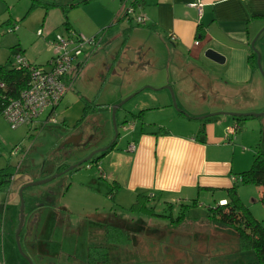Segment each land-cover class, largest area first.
Wrapping results in <instances>:
<instances>
[{
	"label": "crops",
	"instance_id": "crops-1",
	"mask_svg": "<svg viewBox=\"0 0 264 264\" xmlns=\"http://www.w3.org/2000/svg\"><path fill=\"white\" fill-rule=\"evenodd\" d=\"M97 2L100 13L91 20L88 28L79 26L76 21L64 24L65 30L72 29L97 40L96 47L87 57V64L76 79L93 69L97 61L102 65L99 72L104 69L102 76L109 74L106 80L121 75L124 81L126 79L123 85L125 92L120 98L142 92L153 102L166 103L168 92H153L172 87L183 109L192 107L194 112L189 116L218 113L204 123V142L195 138H199L196 134L200 123L192 118L184 122L179 116H171L167 120V123L185 125L181 130L166 129L159 117L146 119V113L141 115L140 126L135 121L123 125L121 128L126 135L130 134L127 144L114 146L100 161H96L102 165L100 176L113 189L112 197L122 204L132 205L137 194L143 193L162 205L175 202L190 204L196 200V206L208 209L225 203L227 190L237 185L240 198L241 184L233 178L247 170L253 158L248 162L246 152H241L244 150L241 147L246 144L245 132L239 131L241 127L234 133H228L227 128L237 125L230 112L244 113L258 106L264 109V80L260 81L254 73L255 65L250 62L252 40L264 29V0H128L136 5V12L145 16L144 24H136L124 17L122 0ZM52 38L47 41L48 46ZM260 46L264 57V43ZM207 48L221 53L223 63L206 58L204 51ZM20 52L18 49L13 57ZM127 72L135 73L137 77L128 75L127 78ZM149 108L147 106L146 110ZM147 123L156 124L159 129L147 128ZM129 142L134 143L132 150L128 149ZM60 165L52 163L48 173H56ZM41 177L38 173L27 174L15 187L13 177L6 189L8 200L2 201L1 193L5 190L0 191L3 264L6 261L14 264L12 259L16 258L11 238L19 220V187ZM200 199L207 200L208 204ZM27 203L29 218L24 242L32 250L28 239L35 233L32 218L45 206L36 199L34 192L30 193ZM195 217L190 216L189 219L197 220ZM218 245L212 251L210 247L199 246L200 250L204 249V255H213L217 261L205 263L207 256H204L196 259L198 263L246 264L237 246L231 249L220 246V242ZM188 259L186 263L173 264L194 263L190 256Z\"/></svg>",
	"mask_w": 264,
	"mask_h": 264
},
{
	"label": "rangeland",
	"instance_id": "rangeland-1",
	"mask_svg": "<svg viewBox=\"0 0 264 264\" xmlns=\"http://www.w3.org/2000/svg\"><path fill=\"white\" fill-rule=\"evenodd\" d=\"M85 1L87 2L84 0H0V64L11 67L13 54H16L19 49L21 55L30 63L43 65L51 56L52 49L47 41L56 34L67 35V30L64 29L65 21L70 23L76 21L79 26L88 28L92 23L91 20L98 17L100 13L98 0ZM32 3L37 5L31 8ZM51 4L56 5L50 6ZM38 31L41 35L37 34ZM262 41H264V32L260 33L255 43V48L259 51L260 44L264 43ZM260 53L261 66L264 68V57H262V51ZM83 58L85 56L82 55L81 59ZM95 66L87 73H83L80 79L74 80L73 85L56 107L55 122L46 123L44 126L41 122H37L33 126L21 125L12 128L3 117H0V167L13 166L14 187L24 180L27 174H41L40 179L55 174L48 173L52 163L57 162L62 165L76 163L96 148L108 146L113 142L115 134H117L115 147H124L130 134L126 135L121 127L133 121L138 122L140 126L141 119L136 118V114L142 108H145L143 113H146V119L159 117L163 122L162 127L166 129L181 130L183 126L185 127L182 123H167L171 116H179L184 122L191 118L189 113L194 112L192 107L186 106V109H183L172 87L153 92H168L169 100L166 103L159 100L153 102L146 94L139 92L119 105L113 114V105L131 95L130 93L120 98L126 79L124 81L121 75L106 80L109 74L102 76L101 72L103 73L104 69L99 72L102 65L96 61ZM254 69L260 81L264 80L257 65ZM128 75L131 78L136 76L135 73L127 72V78ZM87 104L90 113L79 122L84 106ZM147 106H150L148 110H146ZM257 108L244 113L264 112L260 106ZM43 118L44 115L40 117V120ZM145 126L150 129H159L156 124L147 123ZM240 127L239 131L245 132L247 144L241 147L244 149L241 152H246L248 162H251L253 153L257 151L259 139L261 135H264V115L243 120ZM81 133V146L66 142L77 134L76 139H78ZM16 147H18L17 152L13 154L12 151ZM102 157L99 159L93 157L74 169L59 173L46 183L25 188L22 192L23 207L21 209L23 216L25 215V222L18 237L20 248L15 238L19 220L11 238L16 257L12 259L14 264H30V262L31 264H85L86 250L89 246L105 245L102 221L108 222V218L115 213L122 220L121 226L134 225L140 218L143 221L141 223L143 228L139 231H130L131 241L126 245L111 248L108 261L97 264L186 263L189 256L194 261L193 264H199L196 259L204 256H207L205 263L217 261L213 255L211 257L204 255V249L200 250L199 246L210 247L212 251L214 246H219L220 242L222 247L236 248L237 239L233 227L208 221L204 218L206 207H193L189 217L197 216L195 218L198 219L187 218L178 225L170 224L168 220L159 217L131 212L129 210L131 203L122 204L121 201L113 198L111 185L100 176L102 165L100 162L96 164V159L100 161ZM240 187L242 203L257 220H264V205L259 199L258 187L253 184H241ZM6 192L5 190L1 193L2 201L9 199ZM33 192L36 199L44 203L45 207L42 211L37 210L32 218L35 222L34 227L36 226L37 229L33 227L32 230L35 233L28 238L32 243V250H30L26 247L24 240L29 218L27 199ZM18 198L20 216L21 199ZM200 201L208 204L207 200L200 199ZM170 204L174 206L173 217H175L180 203ZM150 205L157 214L168 212L165 205L158 204L155 200H151L147 206ZM196 249L199 250L196 251ZM1 252L0 245V263L3 264ZM98 253L95 256L97 258ZM6 264L10 263L6 261Z\"/></svg>",
	"mask_w": 264,
	"mask_h": 264
},
{
	"label": "trees",
	"instance_id": "trees-1",
	"mask_svg": "<svg viewBox=\"0 0 264 264\" xmlns=\"http://www.w3.org/2000/svg\"><path fill=\"white\" fill-rule=\"evenodd\" d=\"M84 2H86L84 0ZM37 3H32L31 8L36 6ZM50 6H55L51 4ZM130 20V19H128ZM68 22L65 21L66 25ZM250 62L256 65V54L252 51L250 56ZM28 79V72L25 69H15L12 66L7 67L4 64H0V81L4 83L5 88H0V113L3 110L7 99L9 97L16 96L18 92L26 85ZM90 113L88 110V104L84 106L82 117L79 122L83 121L85 117ZM143 110H140L136 114V118H141ZM212 116L191 117L200 123V127L197 131V140L205 141L204 123ZM237 122V128L241 126V121L253 117L252 115H232ZM239 124V125H238ZM116 140L113 141L103 152L96 158L104 156L107 152L114 148ZM98 159H96L98 161ZM69 165H60L57 172H62ZM74 169V168H73ZM14 168L11 165H7L0 169V191L9 188L12 177L14 176ZM240 184H253L258 187L259 199L264 205V135H261L257 151L253 156L250 167L239 173ZM228 200L224 204H218L215 207L207 209L206 219L212 223L226 224L233 227L235 236L237 239V251L240 253L246 264H264V220H257L249 211L248 207L242 203L239 198L237 185L227 190ZM153 200L152 196L147 194L138 193L135 202L130 206L131 212L148 214L151 216L166 219L170 224L178 225L189 218L190 210L196 206V200H192L190 204H180L178 214L173 217V205L165 203V208L168 211L167 214H157L152 206H147L148 203ZM108 222L102 221L104 228V240L103 246H89L86 251V264L103 263L107 260V254L111 248H116L122 245H126L131 241L132 230L139 231L143 227V222L140 218L136 220L134 225L121 226L122 220L117 216H110ZM107 245V246H106ZM99 257H95L97 255ZM251 252V253H248ZM250 254V255H249ZM249 257H248V256ZM97 258V259H95Z\"/></svg>",
	"mask_w": 264,
	"mask_h": 264
},
{
	"label": "built area",
	"instance_id": "built-area-1",
	"mask_svg": "<svg viewBox=\"0 0 264 264\" xmlns=\"http://www.w3.org/2000/svg\"><path fill=\"white\" fill-rule=\"evenodd\" d=\"M128 0H122L123 15L126 19L136 24H144L145 16L136 12V5ZM41 35V32H37ZM173 39V36H170ZM198 44V41L194 42ZM51 56L43 65L30 63L21 54L13 57L12 67L25 69L28 72L26 85L16 96L9 97L0 117H3L12 128L21 125L33 126L37 122L42 125L55 122L56 107L64 95L73 85L76 77L81 73L90 51L97 45L94 37H85L72 29L67 30V35L56 34L49 42ZM85 58L81 59V56ZM0 88H5L0 81ZM44 118L40 120V117ZM237 126L228 127V133H234ZM134 143L129 142L128 149L132 150ZM18 147L12 153L17 152ZM240 180L239 177L233 178ZM224 204V203H219Z\"/></svg>",
	"mask_w": 264,
	"mask_h": 264
},
{
	"label": "water",
	"instance_id": "water-1",
	"mask_svg": "<svg viewBox=\"0 0 264 264\" xmlns=\"http://www.w3.org/2000/svg\"><path fill=\"white\" fill-rule=\"evenodd\" d=\"M262 30H264V29H262ZM262 30H261L259 33H257V34L255 35V37L253 38L252 43H251V48H252V50H253V51L255 52V54H256V65H257V67H258V69H259V71H260L262 77H264V68H262V66H261V61H260V60H261V53H260V51H259L257 48H255V45H254V44H255V41H256L257 38L259 37V35H260V33L262 32ZM204 56H205L206 58H208L209 60L214 61V62H216V63H223V61H224V56H223L221 53H219L218 51H216V50H214V49H212V48H207V49H205V51H204ZM168 88H169V87H168ZM133 95H134V94H131L130 96H128V97H126L125 99L121 100V101H120L119 103H117L116 105H113V107H112V112H113V114H114L116 108H117L119 105H121L122 103H124L127 99H129V98L132 97ZM216 114H218V113H211V114H209V115H210V116H214V115H216ZM229 114H230V115H238V114H242V113L230 112ZM209 115H205V116H209ZM243 115L260 116V115H264V112H261V113H243ZM205 116H201L200 118H203V117H205ZM116 139H117V134H115V138H114L113 141H115ZM70 141H71V139H68L66 142L68 143V142H70ZM110 144H111V143H110ZM110 144H109V145H110ZM109 145H108V146H109ZM108 146L103 147V148L96 149V150L93 151L91 154H89L87 157H85V158H83V159L77 161L76 163H74V164H72V165H69V166H68L67 168H65L62 172H66V171H69V170H71V169H73V168H76L77 166L81 165L82 163H84V162L90 160V159L92 158V156H93L95 153H97V152H103V150L106 149ZM59 173H61V172H57V173H55V174H53V175H51V176H49V177H47V178H44V179H39V180H36V181H30V182H27L26 184H24V185L19 189V197H20V199H21V207H20L19 223H18V226H17L16 231H15V238H16V243H17L18 248H20V246H19V241H18V237H19V233H20V231H21V228H22V225H23V222H24V216H23V213L21 212V209H22V207H23V198H22V191H23V189L26 188L27 186H32V185H37V184H43V183H46V182L52 180L53 178H55ZM30 264H31V262H30Z\"/></svg>",
	"mask_w": 264,
	"mask_h": 264
},
{
	"label": "flooded vegetation",
	"instance_id": "flooded-vegetation-1",
	"mask_svg": "<svg viewBox=\"0 0 264 264\" xmlns=\"http://www.w3.org/2000/svg\"><path fill=\"white\" fill-rule=\"evenodd\" d=\"M255 53V52H254ZM78 135V134H77ZM77 135H76V137L75 136H73L72 138H70L71 139V141H70V143H73V144H75V145H78V146H81V138H82V133L78 136V139H76L77 138ZM96 149H98V148H96ZM102 152H97V153H95L93 156H92V158L93 157H97V156H99L100 154H101ZM57 173V172H56ZM12 179H13V177H12ZM117 248V247H116ZM111 250V249H110ZM110 250H109V254H110ZM109 254H107V260L105 261V262H103V263H106L107 261H108V258H109Z\"/></svg>",
	"mask_w": 264,
	"mask_h": 264
}]
</instances>
